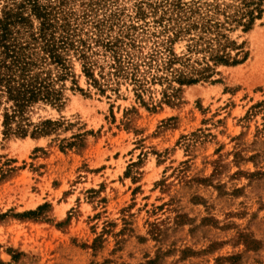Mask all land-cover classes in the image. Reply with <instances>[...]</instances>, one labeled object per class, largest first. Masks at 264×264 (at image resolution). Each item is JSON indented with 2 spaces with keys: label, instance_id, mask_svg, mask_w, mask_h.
Wrapping results in <instances>:
<instances>
[{
  "label": "rangeland",
  "instance_id": "1",
  "mask_svg": "<svg viewBox=\"0 0 264 264\" xmlns=\"http://www.w3.org/2000/svg\"><path fill=\"white\" fill-rule=\"evenodd\" d=\"M165 1L0 0V264H264V2L229 32L247 58L173 104L85 73Z\"/></svg>",
  "mask_w": 264,
  "mask_h": 264
},
{
  "label": "trees",
  "instance_id": "2",
  "mask_svg": "<svg viewBox=\"0 0 264 264\" xmlns=\"http://www.w3.org/2000/svg\"><path fill=\"white\" fill-rule=\"evenodd\" d=\"M235 1L166 0L157 4L154 10L160 14L153 20L155 31L109 39L93 55L82 54L91 85L101 94L109 91L117 95L122 85L131 86L137 99L144 105L152 104L153 109L163 103L173 104L179 92L176 84L210 81L217 66L237 65L247 58L242 47L230 39L229 32L239 27L250 30L263 13L264 0ZM182 39L188 40L187 50L178 54L174 47ZM25 77L19 88L8 87L17 101L27 92ZM12 80L10 77L7 82ZM157 84L162 87L160 100L151 95L152 86ZM37 212L22 216L30 217Z\"/></svg>",
  "mask_w": 264,
  "mask_h": 264
}]
</instances>
